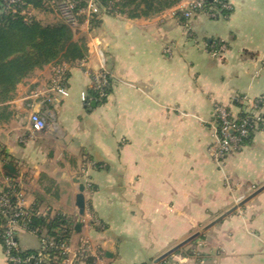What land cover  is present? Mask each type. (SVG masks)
<instances>
[{
    "label": "crops",
    "instance_id": "1",
    "mask_svg": "<svg viewBox=\"0 0 264 264\" xmlns=\"http://www.w3.org/2000/svg\"><path fill=\"white\" fill-rule=\"evenodd\" d=\"M191 1L151 17H82L72 30L87 57L67 66L69 97L44 103L59 65L50 64L0 103V159L17 169L25 208L64 215L72 250L89 242L105 264H264V133L223 167L209 155L214 105L236 115V96L264 100V0H225L229 16L197 15L189 37L180 10ZM29 8L45 25L61 22L52 10ZM217 43L227 46L222 58L211 54ZM100 53L111 93L87 106L82 95L93 89ZM46 110L48 128L34 132L31 115ZM6 179L0 173V193ZM17 243L25 253L41 249V237L20 227ZM0 264H9L1 244Z\"/></svg>",
    "mask_w": 264,
    "mask_h": 264
},
{
    "label": "built area",
    "instance_id": "2",
    "mask_svg": "<svg viewBox=\"0 0 264 264\" xmlns=\"http://www.w3.org/2000/svg\"><path fill=\"white\" fill-rule=\"evenodd\" d=\"M43 1L46 8L52 10L62 23L71 28H76L82 17L91 22L95 17L99 18L107 11L101 0H84V7H81L80 0ZM4 2L5 6L2 9L4 15L20 14L27 23L34 19L29 7L19 10L21 0H4ZM212 3L217 6L210 5L209 0H194L180 10L185 31L189 37H192L191 22L197 15L206 14L213 19H223L229 16L227 12L232 11V7L226 1L212 0ZM112 6L113 4L108 9H112ZM227 50L224 43H217L212 47L211 54L215 58H222ZM100 56L103 63L101 69L90 75L93 83L92 90L98 95L97 100H104L108 96L107 90L111 87V75L106 69L103 53H100ZM67 66V64H60L55 67L49 94L45 95V104L51 106L57 98L69 97ZM82 100L87 106L91 105L92 98L88 94H83ZM233 102L239 106V113L236 115L230 107L220 103H216L213 109V129L216 141L211 146L209 155L219 167H223L227 158L244 146L252 136L264 133V114L262 113L264 100L250 101L247 97L236 96ZM49 118L50 110L44 113H33L30 118L32 130L34 132L46 130ZM20 193V179L8 178L1 186L0 214L4 220L2 225L3 248L9 264H29L35 260L38 263L48 264H105L99 256L95 255L94 247L89 242L85 241L78 249L72 250L71 238L65 235L69 224L62 225L56 237L41 236V249L36 255L23 252L17 243V229L20 227L34 234L36 231L29 230L27 221L35 214L33 210L25 208ZM11 195L16 197L15 201H12ZM61 216L67 220L64 215H57V217ZM50 252H54L56 257L51 259Z\"/></svg>",
    "mask_w": 264,
    "mask_h": 264
},
{
    "label": "trees",
    "instance_id": "3",
    "mask_svg": "<svg viewBox=\"0 0 264 264\" xmlns=\"http://www.w3.org/2000/svg\"><path fill=\"white\" fill-rule=\"evenodd\" d=\"M80 1L81 7H84L85 1ZM101 2L107 8L105 14L141 18L160 14L177 6L182 0H101ZM209 3L212 6H217L210 0ZM111 4H113L112 9H108ZM2 6L3 9L4 0ZM30 6L35 9H46L43 0H21L19 10ZM226 14L229 15L230 12ZM99 22L100 18L95 17L91 24H98ZM86 57L87 48L85 44H80L74 40L73 30L68 25L62 22L45 25L37 19L27 23L20 14L4 15L2 13L0 17V103L12 99L17 86L36 70L50 64L71 65L85 60ZM110 93L111 87L107 90V94ZM89 96L92 98V103L102 104L106 101V99L97 100L98 95L93 90L90 91ZM0 158H2L1 152ZM11 199L15 201L16 197L11 195ZM34 214L27 221L29 230L36 231L40 237L43 236L44 232L50 237H56L57 232L61 231V226L69 224L62 216L50 219V217L38 216L35 211ZM3 223L4 220L0 214L1 245H3ZM73 231L74 227L69 224L65 235L70 238ZM27 254L36 255L37 253ZM49 254L51 259L56 257L54 252ZM29 264L48 263H38L35 260Z\"/></svg>",
    "mask_w": 264,
    "mask_h": 264
},
{
    "label": "water",
    "instance_id": "4",
    "mask_svg": "<svg viewBox=\"0 0 264 264\" xmlns=\"http://www.w3.org/2000/svg\"><path fill=\"white\" fill-rule=\"evenodd\" d=\"M210 1H212V0H210ZM93 106L95 107L96 106V103H94ZM0 173L3 174L5 177L10 178V179H15V180H18L19 179V173H18L17 169L14 166H12V165L3 164L2 161H1V159H0ZM261 190H263V189H261ZM79 191H80V194L77 196L76 206L79 209L80 215L83 216V215H85V209H86V202H85V196H84V192H85L84 185H81ZM259 192H257L255 195H257ZM255 195H253L252 197H254ZM252 197L246 199L245 201H243L242 203H240L238 206L234 207L229 212H227L226 214H224L223 216H221L219 219H217L216 221H214L211 225H209L206 228V230L209 229V228H211V227H213L214 225H216L217 223H219L220 221H222L225 217H227L228 215L232 214L234 211H236L237 209H239L240 207H242ZM80 229H81V226L78 225L76 227V230L79 231ZM197 237H199V234H195L190 239L182 242L177 247H175L174 249H172L171 251H169L167 254H165L164 256H162L160 259H158L157 261L159 262V261L163 260L164 258L172 255L173 253H175L176 251H178L183 246H185L186 244L190 243L191 241H193Z\"/></svg>",
    "mask_w": 264,
    "mask_h": 264
},
{
    "label": "rangeland",
    "instance_id": "5",
    "mask_svg": "<svg viewBox=\"0 0 264 264\" xmlns=\"http://www.w3.org/2000/svg\"><path fill=\"white\" fill-rule=\"evenodd\" d=\"M49 10H50V9H49V8H47V11H49ZM201 234H202V235H204V232H202Z\"/></svg>",
    "mask_w": 264,
    "mask_h": 264
}]
</instances>
